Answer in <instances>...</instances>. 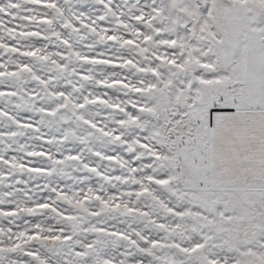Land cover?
<instances>
[{
	"label": "snow or ice",
	"instance_id": "1",
	"mask_svg": "<svg viewBox=\"0 0 264 264\" xmlns=\"http://www.w3.org/2000/svg\"><path fill=\"white\" fill-rule=\"evenodd\" d=\"M0 264H264V0H0Z\"/></svg>",
	"mask_w": 264,
	"mask_h": 264
}]
</instances>
